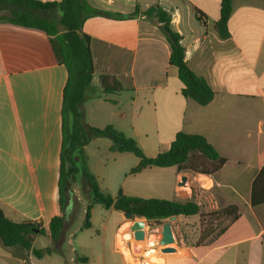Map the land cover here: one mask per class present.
Listing matches in <instances>:
<instances>
[{
	"label": "crops",
	"instance_id": "crops-1",
	"mask_svg": "<svg viewBox=\"0 0 264 264\" xmlns=\"http://www.w3.org/2000/svg\"><path fill=\"white\" fill-rule=\"evenodd\" d=\"M87 1L96 9L125 16L91 17L83 25L91 38L93 85L98 87L100 75L107 74L123 88L109 94L117 99L102 95L88 101L87 123L97 128L111 125L126 136L131 132L149 157L167 152L176 135L184 132L205 137L226 159L212 176L190 175L176 166L148 167L135 175L129 172L119 185L117 195L194 201L200 206L197 215L163 220L172 224L178 242L172 247L175 252L163 254L162 264H264V203L252 205L253 183L264 169V0L233 1L227 39L216 30L221 0ZM157 5L171 14V28L182 37L187 64L214 91L206 106L182 94L178 69L170 64V44L157 20L144 15ZM67 78L47 34L0 22V208L15 223L45 227L61 213V110ZM100 139H93L84 151L90 172L101 190L109 192L116 186L110 180L105 184V169L112 165L114 171L122 161L133 169L139 159L112 151L113 143ZM91 158L97 160L94 167ZM185 174L198 184L205 176L211 191L196 188L191 193L179 187ZM232 206L239 215L235 220L231 212L224 213ZM212 213L220 216L215 227L227 223L213 237L201 238V216ZM121 214L113 255L103 256V264H132L127 248L136 240L131 232L121 231L126 222ZM71 237L70 225L59 240L37 234L33 249H50L42 257L0 241V264H88L74 241L69 244ZM145 246H150L149 240Z\"/></svg>",
	"mask_w": 264,
	"mask_h": 264
},
{
	"label": "trees",
	"instance_id": "trees-1",
	"mask_svg": "<svg viewBox=\"0 0 264 264\" xmlns=\"http://www.w3.org/2000/svg\"><path fill=\"white\" fill-rule=\"evenodd\" d=\"M234 0H221L220 17L216 30L222 39L230 37L229 20L233 12ZM148 18H155L170 47V64L178 69L185 98L206 106L214 98V91L207 81L198 76L187 64L182 37L171 28V14L161 6H153L144 12ZM101 16L110 19H123L124 15L99 10L87 0H61L43 3L39 0H0V22L37 30L50 37L52 51L57 63L64 65L67 83L62 102V144L59 169V216L41 227L31 222L15 223L9 220L0 208V241L5 247L20 246L32 251L37 257L50 253V249L35 250V236L43 235L52 240L63 237L65 229L74 222L77 207L76 186L80 183L88 195L83 228H91L92 206L101 204L106 209L130 213L134 219L161 223L178 216H193L200 213V206L194 201H177L159 198L128 196L120 192L112 197L102 192L96 177L90 172L84 148L95 138H107L113 142L112 151L132 153L139 164L130 175L142 172L148 167H174L179 171H190L212 176L226 163L217 150L197 134L179 132L167 152L154 157L147 156L137 141L127 137L113 126L104 128L90 126L86 120V104L102 95L117 94L123 91L118 80L111 75H100L99 86L93 85L95 73L91 51V38L83 31L85 21ZM264 203V169L258 175L252 188V205ZM233 219L238 218L237 208L224 209ZM38 230V231H37Z\"/></svg>",
	"mask_w": 264,
	"mask_h": 264
},
{
	"label": "rangeland",
	"instance_id": "rangeland-1",
	"mask_svg": "<svg viewBox=\"0 0 264 264\" xmlns=\"http://www.w3.org/2000/svg\"><path fill=\"white\" fill-rule=\"evenodd\" d=\"M111 99H117L118 96L115 95H109L108 96ZM116 97V98H115ZM105 104V103H104ZM105 108H108L109 105H103ZM104 112H107L106 110ZM103 125V124H102ZM127 137H135L131 132H129ZM134 139V138H133ZM100 140H107L108 142L110 139L102 138ZM113 143V142H112ZM108 158L111 159V156L107 153ZM133 156V155H132ZM135 158V157H134ZM92 165L94 167V164L96 163V159L91 158ZM112 162V160L110 161ZM112 165H109L108 168L105 169V184H108L107 181L110 180L111 183H113L116 188L112 189L109 192L107 190H103L102 192L106 195H110L112 197H115L117 193L119 192V185H122L124 183V179L126 174L130 172L131 164L127 161H122L118 165H116V169L114 171H111ZM110 171V173L108 172ZM191 175V173L188 171ZM189 175V176H190ZM203 175V174H200ZM209 176V175H205ZM205 176L201 177V180L199 181V184L196 182H191L192 186H195V188L201 190V192H210L211 189H208L209 186H211V182L206 178ZM191 179V178H190ZM185 190V189H184ZM191 191L190 189H188ZM76 197H77V207H76V215L74 217V222L70 224V232L73 233V241L76 249L81 251L86 258H88L89 263L88 264H103V256H107V258L111 257L113 255V249H114V237L116 233V229L118 227V224L120 220L122 219V212L120 211H112L109 209H106L101 204H93L92 206V217H91V228H83V223L85 219V209L89 202L88 195L85 192V190L79 186H76ZM206 194V193H203ZM115 212V213H114ZM124 216V213H123ZM219 215L217 213H212L209 215L201 216L202 221V235L204 239L211 238L225 225L227 222L222 221L219 223L217 227L215 225L217 222H219ZM144 220V219H141ZM165 221H162L164 223ZM161 223V224H162ZM161 224H154L149 223V226H160ZM148 226V228H149ZM150 229V228H149ZM122 232H124V229H121ZM126 231V230H125ZM123 237L127 238V236L123 235ZM70 237L68 236L67 239ZM150 245H157L156 242V236H154V233H149L148 237ZM117 245V242H116ZM126 246V244H125ZM175 244L169 245V247H175ZM126 248V247H125ZM79 254L83 256V254ZM159 256V253L153 256L155 264H162L163 261L159 260L155 257ZM118 259L120 256H116ZM84 264V263H79Z\"/></svg>",
	"mask_w": 264,
	"mask_h": 264
},
{
	"label": "water",
	"instance_id": "water-1",
	"mask_svg": "<svg viewBox=\"0 0 264 264\" xmlns=\"http://www.w3.org/2000/svg\"><path fill=\"white\" fill-rule=\"evenodd\" d=\"M191 180L188 175H182L181 181L178 182V186L190 189L191 193H194L196 188L195 186L191 185ZM124 217L126 218V222L123 224L121 229L123 228L126 232H131L133 237L137 241H144L146 237H149V233H154L156 236V242L158 246H169L172 244H176L178 242L177 237L174 233L173 226L170 222H164L160 226L155 225L150 227L148 221L137 219L135 220L133 215L130 213H124ZM175 217H172L171 220H174ZM149 226V232L147 234L146 228ZM38 231V230H37ZM176 249L172 247H167L163 249L165 253H172L175 252Z\"/></svg>",
	"mask_w": 264,
	"mask_h": 264
},
{
	"label": "built area",
	"instance_id": "built-area-1",
	"mask_svg": "<svg viewBox=\"0 0 264 264\" xmlns=\"http://www.w3.org/2000/svg\"><path fill=\"white\" fill-rule=\"evenodd\" d=\"M147 234L149 232V228H146ZM148 240V236L144 241H133L130 243L129 248H127V254L131 258L132 264H155L153 256L159 253V256L155 257L159 260L163 261V249L169 246H158V245H150L145 246ZM69 244L73 246V238L69 240ZM164 262V261H163Z\"/></svg>",
	"mask_w": 264,
	"mask_h": 264
},
{
	"label": "bare ground",
	"instance_id": "bare-ground-1",
	"mask_svg": "<svg viewBox=\"0 0 264 264\" xmlns=\"http://www.w3.org/2000/svg\"><path fill=\"white\" fill-rule=\"evenodd\" d=\"M124 242H125V241H124ZM125 244H126V243L123 244V247H125ZM165 248H167V247H165ZM165 248H164V249H165Z\"/></svg>",
	"mask_w": 264,
	"mask_h": 264
}]
</instances>
